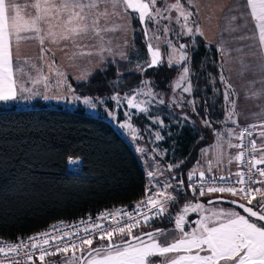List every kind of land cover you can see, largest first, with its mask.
<instances>
[{
    "label": "snow or ice",
    "instance_id": "6c2138e0",
    "mask_svg": "<svg viewBox=\"0 0 264 264\" xmlns=\"http://www.w3.org/2000/svg\"><path fill=\"white\" fill-rule=\"evenodd\" d=\"M159 4L160 0H24L23 3L21 0H0V101H15L24 94L33 91L27 87L29 83L34 88L41 82L40 69L35 65H31V67L38 72L37 77L24 71V66L28 64L27 59L21 60L16 55L21 42L37 41L40 46L41 59L44 55H49L51 51L44 47L46 43L62 44L64 47L71 44L80 49V54L91 55V51H85L90 46L81 43V41L99 38L103 45V33L124 27L123 25L108 27V18L110 17L127 20L129 23L132 19H137L141 23L150 59L143 65H137L140 71L160 67L165 62L169 68L178 66L179 74L174 81V88H182V92L191 93L190 56L187 52L189 45L174 43L167 39V36L174 31L171 27L173 23L180 26V31L175 33L178 39L184 35L193 38L197 35L203 36L199 24L192 19L194 15H198V10H194V0H172L171 3L165 0L163 6H159ZM240 8L245 11L240 12V17H230V21H235L238 18L244 19L245 23L242 27L247 29L250 35L246 34L240 39L252 41L246 47L255 50L252 52L253 55L259 54L260 67L264 70V0H244L242 5L236 6L233 10L240 11ZM170 13H174V15H170ZM102 19L105 21L104 25H101ZM249 20H251V26H249ZM161 21L167 23L161 26ZM150 24L155 25V29L149 28ZM230 30L236 31L237 29L230 26ZM150 32L151 36H149ZM153 40L157 43L153 44ZM192 43L194 46V39ZM161 44H165L170 49L166 53V60L162 57ZM91 47H95V45ZM100 50L111 51L110 48L103 46ZM237 51L243 50L237 49ZM120 56L122 59L127 58L123 51L120 52ZM50 63L54 64L55 61ZM241 66V74L251 70L252 67L244 63L243 60H241ZM57 73L63 75L59 73V70ZM42 78L45 82L47 81V77ZM221 81L226 85L224 98L229 101L230 96L235 95V92L225 77L221 76ZM261 82L264 83V80ZM143 83L147 85L148 81ZM45 86H47L46 83ZM143 94L153 100L156 99L151 89ZM262 94H264V89L252 93L254 97H260ZM125 98L129 108L138 109L139 112L149 111L146 106L142 107L141 104L147 105L151 103V100L137 102L135 95ZM111 99L119 103V94L112 96ZM230 102L234 113L235 101ZM84 103L92 108L96 107L87 97L84 99ZM159 103L163 104L164 100H159ZM176 103L181 106L180 102ZM190 103H193V111H195L194 102ZM231 118L232 113L228 115L227 119ZM182 119L189 120L190 118L185 115ZM156 122L162 123L159 118ZM204 123L211 127L207 120ZM121 127L132 129L130 123L122 124ZM257 127L255 124L247 126L246 130L250 138L253 137V131ZM259 127L261 129L259 137L261 144L264 145V122ZM132 131L134 134L135 129ZM228 135H236V139L239 141L237 144H232L229 140L228 147L236 148L239 152L234 158L230 156L228 162L232 163L234 159L243 165L245 163L244 149L247 147L253 160V164L247 171L252 175H247L243 170H239L234 174L237 177L234 183L208 184L206 186L203 182L205 179L224 181L229 178L223 176L207 178L204 171L193 169L187 179L193 181V177L196 176L201 181L198 187L195 186L194 181L192 185H189L192 191L194 193L198 191L200 196L219 192L239 197L238 200L230 201V203L236 204L247 215H242L234 209L217 210L213 208L206 210L203 204L188 202L183 205L182 211L171 216L169 207L177 202L179 193L185 190L183 187L185 181L179 180L176 185L165 183L155 191L153 190L154 186L147 188V199L136 205V214L119 210L109 213L116 221L115 227L103 228L99 224L86 225L83 229L84 235H80L79 232L70 233L53 226L57 235L53 236L50 232L45 231L38 236L29 237L28 248L39 252L37 259L41 264L46 256L58 253L65 254V264H157V261L153 259L157 256L161 257L159 264H264V179H261L264 178V168L258 167L264 165V146L258 148L255 138L249 139L248 145H245V138L242 134L229 132ZM162 138L159 134L156 135L157 140ZM138 151H143V149H138ZM205 152L207 149H202V153ZM220 162L218 160L217 164ZM173 167L178 168L180 164L170 165L169 170ZM209 169H211V162H209ZM158 171V169L157 172L149 171L148 176L155 178ZM172 179H176V177H172ZM236 185H240V187L237 188ZM167 189H172V192H168ZM241 200L246 203L240 202ZM141 208L144 211H140ZM205 211L207 214H204ZM189 212L201 213V218L191 231H186V226L191 223L186 219ZM165 215H169L170 221L173 222L172 229L156 228L140 235L134 234L133 230L141 227V219L144 224H147L150 220L163 218ZM121 216L127 217V219L121 221ZM137 216L140 218L138 219ZM106 218L104 215L98 217V219ZM90 229L95 231H90ZM172 232L176 235L170 237L169 234ZM117 235L126 237V239L117 240L115 239ZM73 236L77 237L78 242L72 239ZM65 237H68L67 241H65ZM95 239L107 241V243L92 247ZM57 241H63V243H56ZM23 243L25 242L21 241L7 247L0 244V254L9 256L15 253L19 255ZM70 251L72 255L68 257L67 253ZM24 255L27 258L25 264H36L33 253L26 251ZM0 264H3L2 260H0ZM11 264H19V262L13 259Z\"/></svg>",
    "mask_w": 264,
    "mask_h": 264
},
{
    "label": "trees",
    "instance_id": "16d2710c",
    "mask_svg": "<svg viewBox=\"0 0 264 264\" xmlns=\"http://www.w3.org/2000/svg\"><path fill=\"white\" fill-rule=\"evenodd\" d=\"M134 23L138 30L137 19ZM138 35L139 30L135 32L136 41ZM193 39V75L206 94L216 88L219 116L224 106V69L219 48L201 36ZM115 66L117 71L126 69L124 63L110 60L89 80L72 84L76 88L96 84L98 75L111 69L116 72ZM176 71V66L163 64L154 68L152 75L162 85L163 79ZM127 74L119 77L123 84L136 75ZM196 135L183 133L175 141L172 165L180 167H173L174 185L179 180L186 184L188 171L198 158V148L207 142L203 137L197 141ZM71 157L82 160L81 172L66 170ZM147 181L140 158L127 139L108 121L86 113L83 107L67 110L40 100L33 108L0 106V238L16 239L59 220L137 202L145 195ZM174 209L172 205L171 212ZM166 216L155 218L143 232L168 226Z\"/></svg>",
    "mask_w": 264,
    "mask_h": 264
},
{
    "label": "crops",
    "instance_id": "0c3cea01",
    "mask_svg": "<svg viewBox=\"0 0 264 264\" xmlns=\"http://www.w3.org/2000/svg\"><path fill=\"white\" fill-rule=\"evenodd\" d=\"M23 2L24 0H21V3ZM243 3L244 0L241 1L240 5ZM236 6H234L233 9ZM242 11H245V9L240 8V11H233L232 16L240 17V12ZM244 23V19L238 18L235 21H230L229 18L225 23V27L223 29L222 27L219 28L220 30L218 31L216 42L208 43L205 41L208 44L216 43L215 45L219 48L224 69V77L227 79L228 83L232 85V90L235 92V95L230 96V100L226 101L224 98L226 85L224 84V106L219 116H217L216 88H213L212 93L208 92L206 94L205 91H202V88L200 89L193 75L191 80V93L182 92V88L175 89L173 78H175L178 72V66H176L177 71L173 73L171 77L163 79L162 88H166L164 103L161 104V109L154 106L152 102L149 103L148 108L150 111L147 113L149 117L148 138L152 141L151 146L156 148L158 152L157 161H154L153 164H149V166H152L150 171L157 172V169L159 170L155 178H148L147 176V188L154 186L153 190L155 191L161 184H165L166 181L173 185L175 184V182L172 181V177H175V175H171L173 168L169 170V166L173 163L172 154L175 148V141L177 137L183 133L191 132L193 134L196 132L197 135L194 138H196L197 141H199L201 137L206 138L207 141L200 149L198 148V158L189 169L188 174L193 169H196L198 171H204L206 175H227L236 177L234 174L240 170L239 161L234 159L232 163L228 161L230 156L234 158L235 155L238 154V149L229 148L228 142L230 140L232 144H237L239 141L236 139V135L229 136L228 133L233 132L239 134L240 128L244 124L250 123L258 126L254 130V138L257 140L258 148L264 146L261 144L259 137V132L261 131L259 125L264 122V94L260 97H254L252 95L253 92L264 89V83L261 82L264 80V70L260 67L261 61L259 59V54L253 55L252 52L255 50H250L246 47V45L251 44L252 41L240 39V37L246 34L250 35L247 29L242 27ZM113 25L124 26L119 30L111 31L114 35L113 39L122 38L130 34V27L126 24V20L116 21ZM230 26L237 30L231 31ZM249 26H251V20H249ZM103 37V45H101L99 38L81 41V43L90 46L85 51H91V55L80 54V49L71 44L64 47L62 44L56 45L46 43L44 47L51 51L49 55H44L43 59H41L40 46L37 41L28 40L21 42L19 51L16 52V55L21 60L27 59L28 64L24 66V71L29 72L31 76H38V72L33 69L31 65H35L36 68L40 69L41 82L36 84L34 88L33 85L29 83L27 87L33 89L32 92L24 94L15 101H0V106H15L20 109L33 108L37 100L43 101L48 106L51 105L42 95L41 90H44L42 87L45 86V83L47 85L48 83L54 82L57 76L64 77L70 84H72V81H79L82 77H90L94 71L104 64L106 59V52L100 50L101 46L105 47V44H107L111 51L114 49L111 43L112 40L108 38L105 33H103ZM106 38L110 39L108 43L105 41ZM123 43L125 46V42L122 41V45ZM92 45H95V47H91ZM127 45H130V41H127ZM237 49H242L243 51H237ZM53 60L55 63H50ZM241 60L251 65V70L241 74ZM164 65L168 67L166 62ZM57 70L63 75H59ZM42 77H47V81L45 82ZM232 100L235 101L234 113L232 103L230 102ZM176 102H180L181 106H178ZM190 102H194L195 111H193V103ZM230 113H232V118L227 119ZM185 115L190 119H182ZM157 118H159L162 123H157ZM205 120L210 122L211 127L205 125ZM133 123H137L138 125V128L135 130V134L138 135L141 130L139 121L134 120ZM156 132H159V135L163 138L157 140ZM202 149H207V152L202 153ZM257 155H259V153H257ZM218 160L221 161L219 164H217ZM209 162H211V169H209ZM167 191L172 192V189H167ZM181 193L185 194V192ZM218 196H223V194H215L212 198ZM143 198H147L146 192ZM186 199L187 198L177 199V201L184 202ZM175 206L177 207V205ZM240 214L246 215L242 211ZM70 253L71 251L68 254ZM160 260L161 257L156 260L157 264H159Z\"/></svg>",
    "mask_w": 264,
    "mask_h": 264
},
{
    "label": "rangeland",
    "instance_id": "374dc122",
    "mask_svg": "<svg viewBox=\"0 0 264 264\" xmlns=\"http://www.w3.org/2000/svg\"><path fill=\"white\" fill-rule=\"evenodd\" d=\"M242 0H194L195 9L198 10V15H194L192 19L196 20L199 24L203 36H201L206 42L208 43H214L217 40L218 31L219 28L222 27V29L225 27V23L229 18L232 16L233 13V7L236 5H240ZM165 0H160L159 6H163V3ZM168 3H171L172 0H167ZM189 7H191L189 5ZM170 15H174V13H170ZM109 23L108 27H112L113 23L116 21L119 22L121 19L117 17H110L108 18ZM138 21V20H137ZM105 21L104 19L101 20V25H104ZM164 23H167L166 21H161V26H163ZM126 24L129 25L130 34L124 37L115 38L113 39L114 35L111 31L105 32V35L110 38L112 41L111 43L114 46L113 51H105L106 52V59L104 61V64L110 60L115 61L117 64L118 62L126 66V69H124L122 72L117 71V66H115L116 72H113V70H109L106 74H101L97 76L98 82L96 84H88L81 88H76L69 82L65 80L64 77L57 76L55 77L54 82L48 83L47 86H43L42 88L44 90L42 91L43 97L47 96L48 98L46 100L49 101V106L51 107H62L67 110H75L78 107H83L85 109V112L101 117L104 120L108 121L124 138L127 139V141L130 143V145L134 148V150L137 152L140 162L143 165L146 174L148 176V172L151 170L152 166H149V164H153L154 161H157V149L153 148L151 146L152 141L148 138V130H149V117L147 115L148 112H139L138 109L135 108H129L127 105V99L125 97H131L133 95L136 96L137 102L141 101H149L151 100L152 104L154 106H157L161 109V103H159V100H164L165 98V90L166 88H162V85H158V83L155 81L154 76L152 75L154 72V68L158 67H152L147 68L145 71H140L137 68L138 64L143 65L145 61L150 59V53L147 50L146 43L147 40L144 36L143 31L141 30L142 26L141 23L138 21V30L139 35L136 41L135 38V32L138 31L136 29L134 19L131 20V22H127ZM149 28L155 29V25H148ZM171 27L174 29L173 32L169 33L167 36V39L172 40L174 43H184L189 45L187 48L188 55L190 56V80L193 78V72L191 67V53L193 48V37H189L188 35H184L180 37L179 39L176 36V32L180 31V26L177 24H172ZM111 32V33H110ZM110 33V35H109ZM151 32L149 33V36H151ZM200 36V35H197ZM106 38L105 41L108 43L110 39ZM122 41H130V45L127 44L124 46V43L122 45ZM139 42V45L137 44ZM153 44H156L157 41L153 40ZM216 44V43H215ZM161 53L162 57L166 60V53L170 51V49L167 48L165 44H161ZM105 48H110L109 45L105 44ZM123 51L126 54V59H122L120 56V52ZM102 68V66H100ZM99 67V68H100ZM98 68V69H99ZM179 68V67H178ZM97 69V70H98ZM96 70V71H97ZM105 72V71H104ZM95 71L91 74L93 75ZM108 73H110L108 75ZM114 73V74H111ZM128 73V74H127ZM123 74H136L134 78H132V81H129L125 84H123L120 80V76ZM179 69L178 72L175 75V78H173V84L174 81L178 78ZM90 75V77H91ZM90 77H82L77 82H83L86 80H89ZM93 81L94 76H93ZM148 81V84L145 85L143 82ZM165 84V83H164ZM149 89L153 92L156 99H152L151 97L144 95L143 93H146ZM119 94L120 101L119 103L115 100H112L111 97L114 95ZM91 99L92 103L96 105L95 108L90 107L89 105L84 103L85 98ZM53 101V102H52ZM59 104V105H58ZM53 105V106H52ZM142 107L146 106L149 107V103L147 105L141 104ZM149 109V108H148ZM121 115V118H120ZM138 115V116H135ZM135 116V117H134ZM130 117V119H129ZM134 117V118H133ZM134 120L139 121V127L141 128L140 133L133 134L132 129H137L138 125L137 123H133ZM130 123L132 125V129H129L127 127H121L122 124ZM159 127V126H158ZM157 133V132H156ZM159 134V132L157 133ZM135 136V138H134ZM138 149H143V151H138ZM149 178V176H148ZM166 183H168L166 181ZM163 184H161L159 187H161ZM171 192V191H168ZM216 195H222L231 198L234 200H238L239 197L232 196L229 193H210L206 194L204 196H200L199 194L195 197L187 198L184 202H176L175 205V212H171V207H169V211L171 213V216H175L177 212L182 211L183 205L185 203H192V204H203L205 209H234L238 212H241L242 210L239 209L236 205L226 203L224 201H211L210 199ZM244 202V201H240ZM255 203V201H254ZM243 212V211H242ZM204 214H207L205 211ZM169 219V215L166 216V219ZM201 218V213H193L189 212L186 219L190 221L185 230L191 231L193 227L196 226V222L199 221ZM174 227L173 222L170 221V224L168 226L163 227V229H172ZM147 229V226H142L141 228L136 229L134 232L135 235H137L138 232H143ZM139 234V233H138ZM171 236H175L176 233L172 232L169 234ZM115 239H126V237H121L117 235ZM163 240V238H162ZM102 243H107V241H100V240H94V243L92 247H96ZM72 253L68 254V257H71ZM79 255V253L77 254ZM153 259L158 260L159 256L154 257ZM36 264H41L38 260H35ZM25 264V263H23ZM42 264H65V254L58 255V256H52L50 258H45V260L42 262Z\"/></svg>",
    "mask_w": 264,
    "mask_h": 264
},
{
    "label": "built area",
    "instance_id": "2783aa9c",
    "mask_svg": "<svg viewBox=\"0 0 264 264\" xmlns=\"http://www.w3.org/2000/svg\"><path fill=\"white\" fill-rule=\"evenodd\" d=\"M248 125H252L250 123L244 124L241 126L239 134H242L244 136V144L248 145L249 139L254 138V131H253V137H249L248 136V131L247 126ZM239 152V150H238ZM244 161L245 163H243V165L241 164V162L239 161L240 164V170H243L245 173H247V175H252L251 172H248L247 170L251 167V165L253 164V160L251 158V155L248 151V148L245 147L244 149ZM76 161L75 163H73L72 161ZM258 167L264 168V165H259ZM83 169V164H82V160L80 158H74L71 157L67 160L66 162V170L70 171V172H81ZM198 175V174H197ZM228 177L229 179L224 180V181H220V180H212V179H205V181H203L205 183V185L207 186L208 184H216V185H223V184H227V183H234L237 179V177H233V176H227V175H206L207 178H211V177ZM264 179V178H261ZM193 181L195 182V186H199V184L201 183V181L199 179L196 178V176L193 177ZM193 181H189L188 179H186V189L185 191H183V193L185 192V194L179 193V196L177 199H184V198H190V197H195L199 194V192H193L192 188L189 187V185L193 184ZM237 188L240 187V185H236ZM255 186H259V185H255ZM219 193V192H217ZM147 198H142L137 202H133L130 204H123V205H116V206H112V207H107L99 212H96L94 214L92 213H87V214H83L80 215L76 218H71V219H64V220H59L56 221L54 223L49 224L48 226L39 229L29 235L26 236H22L16 239H11V238H0V244H3V246L7 247L10 244H16V243H20L21 241H24L25 243L21 244V248H20V254L16 255L15 253L10 254L9 256H5L4 254H0V260L3 261V264H11L12 260L15 259L16 261L19 262V264H23L26 261V256L24 255V253L27 252H31L33 253V259L34 260H38L37 257L39 255V252L37 250H32L30 248H28L27 246V241L29 237H33V236H38V234L43 233L45 231H48L51 233V235L55 236L57 235V231L53 228V226H55L56 229H60L62 231H66V232H79L80 235H84L83 229L86 227V225H92V224H99L101 225L103 228H111V227H115L116 226V221L113 219V217L111 215H109V213H115L117 212V210H119L120 212H128L130 214H136L137 209H136V205L145 200ZM245 202V201H244ZM246 203V202H245ZM140 211H144L143 208L140 209ZM101 215L106 216V219H98V217H101ZM137 218L139 219L140 217L137 216ZM121 221L126 220L127 217L121 216L120 217ZM154 219L150 220L148 223H150L151 221H153ZM86 222V223H84ZM147 223V224H148ZM147 224H144L143 220L141 219V227L145 226ZM139 227V228H141ZM138 228H135L134 230H136ZM133 230V231H134ZM90 231H95L94 229H90ZM73 240H77V237L73 236L72 237ZM68 240V237H65V241ZM98 240V239H95ZM78 242V240H77ZM50 243H52L50 241ZM56 243H63V241H57ZM47 247V246H45ZM50 251H52L50 249ZM63 253H58V254H50L48 256H46V258H50L52 256H58L61 255Z\"/></svg>",
    "mask_w": 264,
    "mask_h": 264
},
{
    "label": "water",
    "instance_id": "95a60500",
    "mask_svg": "<svg viewBox=\"0 0 264 264\" xmlns=\"http://www.w3.org/2000/svg\"><path fill=\"white\" fill-rule=\"evenodd\" d=\"M211 201H224V202H226V203H230V201H233L234 199H231V198H227V197H223V196H218V197H214V198H212V199H210ZM230 204H232V203H230ZM234 205H236V204H234ZM237 206V205H236ZM238 207V206H237ZM240 209V208H239ZM242 211H243V209H241ZM246 214V213H245ZM247 215V214H246ZM150 231H152V230H150ZM146 232H149V231H146ZM143 233H145V232H143ZM141 234V233H140ZM140 234H138V235H140Z\"/></svg>",
    "mask_w": 264,
    "mask_h": 264
}]
</instances>
